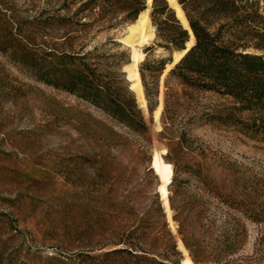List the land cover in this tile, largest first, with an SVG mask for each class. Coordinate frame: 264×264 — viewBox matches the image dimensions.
Instances as JSON below:
<instances>
[{
  "label": "rangeland",
  "instance_id": "rangeland-1",
  "mask_svg": "<svg viewBox=\"0 0 264 264\" xmlns=\"http://www.w3.org/2000/svg\"><path fill=\"white\" fill-rule=\"evenodd\" d=\"M178 1L264 57V0ZM147 7L143 102L123 37ZM180 28L169 0H0V264H264V104L165 71Z\"/></svg>",
  "mask_w": 264,
  "mask_h": 264
},
{
  "label": "trees",
  "instance_id": "trees-1",
  "mask_svg": "<svg viewBox=\"0 0 264 264\" xmlns=\"http://www.w3.org/2000/svg\"><path fill=\"white\" fill-rule=\"evenodd\" d=\"M191 26L196 42L175 63L170 73L180 75L190 84L264 104L263 55L219 44L217 39L208 32L200 31L193 22ZM188 38L187 30L180 28L175 38L176 46L186 48ZM169 59L172 60L171 56Z\"/></svg>",
  "mask_w": 264,
  "mask_h": 264
},
{
  "label": "bare ground",
  "instance_id": "bare-ground-1",
  "mask_svg": "<svg viewBox=\"0 0 264 264\" xmlns=\"http://www.w3.org/2000/svg\"><path fill=\"white\" fill-rule=\"evenodd\" d=\"M148 1L151 2L152 0ZM169 1L172 7L175 9L177 17L180 19L182 24L191 32V39L187 42L186 46L187 48H189L196 41L194 32L190 26V22L180 2L178 0ZM153 35V25L151 24L149 8L147 7L140 12L138 18L134 22L128 25L127 33L123 37V39L126 40L127 44H129L131 54V62L126 64L125 66V69L128 70V78L131 80L130 87L137 92V95L140 98L138 99L142 100L143 102H145V96L139 64L146 58V52L141 50V45L153 38ZM187 48L182 49L174 56L173 61L167 65L165 71L169 70V68H171L175 62L181 59V57L186 53ZM166 150V148L156 150L152 160V165L163 180L162 184L160 185V191L163 197L164 205L167 208L169 218L171 219V210L168 198L169 191L167 185L172 181L173 168L172 164L166 161L162 156V152H166ZM184 263L194 264L189 255L185 257Z\"/></svg>",
  "mask_w": 264,
  "mask_h": 264
},
{
  "label": "water",
  "instance_id": "water-1",
  "mask_svg": "<svg viewBox=\"0 0 264 264\" xmlns=\"http://www.w3.org/2000/svg\"><path fill=\"white\" fill-rule=\"evenodd\" d=\"M188 49H189V48H187V50H188ZM187 50H186V51H187Z\"/></svg>",
  "mask_w": 264,
  "mask_h": 264
}]
</instances>
